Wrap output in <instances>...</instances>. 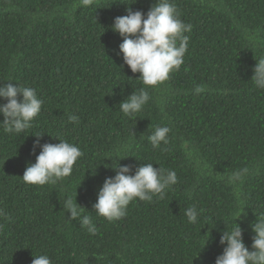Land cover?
<instances>
[{
    "label": "trees",
    "instance_id": "1",
    "mask_svg": "<svg viewBox=\"0 0 264 264\" xmlns=\"http://www.w3.org/2000/svg\"><path fill=\"white\" fill-rule=\"evenodd\" d=\"M172 2L192 25L183 64L147 89L150 101L129 119L119 105L145 86L124 64L112 27L128 8L146 14L156 0H0V83L34 88L44 101L32 128L0 127V209L8 213L0 216V264H32L41 254L52 264H215L235 223L252 250L251 225L264 214V89L251 80L264 57V0ZM157 126L172 129L167 151L147 140ZM38 134L40 145L59 138L83 153L56 185L21 179L40 153ZM113 163L132 174L153 163L174 170L178 183L163 200L137 199L109 222L93 206ZM243 167L250 174L230 184ZM76 193L95 235L63 209ZM190 205L203 209L197 224L184 215Z\"/></svg>",
    "mask_w": 264,
    "mask_h": 264
},
{
    "label": "clouds",
    "instance_id": "2",
    "mask_svg": "<svg viewBox=\"0 0 264 264\" xmlns=\"http://www.w3.org/2000/svg\"><path fill=\"white\" fill-rule=\"evenodd\" d=\"M92 3L93 0H80L82 7H89ZM112 30L123 38L119 51L124 64L133 74H140L137 80L145 86L139 91H134L119 105L123 115L132 119L150 101L147 89L167 81L170 73L178 70L183 64L189 45V36L185 33L192 31V25L180 19L172 0H156L146 14L142 11L133 12L128 8L125 16L115 18ZM253 72L251 80L254 85L264 89V57L256 60ZM195 91L199 93L203 88L197 86ZM18 96H22L19 101ZM0 100L6 101L0 104V115L4 117L0 127L6 133L14 134H21L33 127V121L40 114L44 103L34 88L15 87L12 83H0ZM69 121L78 123L79 118L71 115ZM171 131L169 126H157L151 135L147 136V140L153 149L167 151L168 148H161V145L167 146L170 143ZM43 135L45 134L35 135L37 141L33 145V152L40 148V153L36 156L34 164L26 166L21 178L26 184L56 185L72 174L75 163L83 155L79 147L59 138H55L59 140L58 144L40 145L39 139ZM112 168L116 174L114 178L105 179L93 206L95 214L109 222L125 217L127 207L137 199L152 202L156 196L163 200L167 190L178 183L174 170L160 166L155 168L153 163H144L135 169L134 174L131 166L113 163ZM249 174L250 169L243 167L232 172L227 179L230 184L238 185ZM76 197L77 193L75 197L66 195L62 202L65 213H70L68 220H79L81 227L95 235L97 227L92 222L91 215H83L85 209L77 204ZM202 212L203 209L190 205L185 209L184 215L190 224H197ZM0 216L7 218L8 213L0 209ZM251 229L254 233L251 251L243 242V229L239 224L235 223L231 231L226 230L220 239V244L226 246L223 253L216 258L215 264H264V214L256 218ZM32 264L52 262L47 255L41 254L33 256Z\"/></svg>",
    "mask_w": 264,
    "mask_h": 264
}]
</instances>
